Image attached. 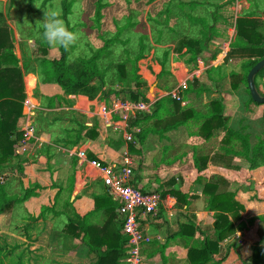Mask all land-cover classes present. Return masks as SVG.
<instances>
[{
  "label": "trees",
  "instance_id": "1",
  "mask_svg": "<svg viewBox=\"0 0 264 264\" xmlns=\"http://www.w3.org/2000/svg\"><path fill=\"white\" fill-rule=\"evenodd\" d=\"M63 5L66 14L65 18H67L71 13L69 12L71 4L68 3V0H64ZM179 6L181 8H192L199 7L200 4L180 3ZM104 7L105 5L102 4V0H98L95 14L97 30H100V21L102 20L101 10ZM253 14L251 11H245L238 15L233 26L235 38L230 43L221 66L211 67L203 75L194 76L192 83L185 90L180 91L179 100L171 96L163 97L155 103L150 115H141L131 122V127L140 128V132L135 134L138 148L134 144L128 145L129 153L132 155L141 154L140 147L143 146L149 134H158L163 137L166 133L176 131L181 127L193 125L197 128V132H194L193 135L191 133V136L200 138L203 142H209L216 135H220L221 151L225 156L243 157L250 162V169L242 171L246 176H237L239 179L242 178L240 183L246 190V193L242 194L239 191H220V185L225 184V181L221 178L213 179L212 176L209 180L203 181L204 173L207 172V158L200 160L194 157V169L198 175L196 183L203 187L202 194L205 197V211L213 213V217H207V224L212 223L213 233L208 234L204 232L197 225L194 218L187 217L186 223L180 225L178 232L169 237L166 243L160 246L159 249L152 247L156 243L150 245L152 248L147 251V255L145 256L146 261L152 260L159 255L161 264H169V260L165 255V248L168 243L179 238L186 247L190 246L192 241L194 242L188 249L187 264H209L213 261L224 263L229 259L231 249L229 248L227 254L223 258H220L219 253L222 243L227 238L240 232L247 241L253 244L251 264H264V245L261 235V229L264 227V196L260 195L264 192V176L258 180L260 183L257 182L254 188H251V184L249 183L255 177L253 168H258L260 166L258 163L260 158H264V143L262 142L259 146H255L252 150L250 149L248 135H243L242 133L247 126L239 123L236 127L234 124H231V117L226 115L224 96L227 93H224L222 88L226 80H229L230 92L232 93L238 91L242 85L246 87L249 95V99L244 105L246 115L252 119L255 117L257 111L262 108L264 119V105L257 104L252 100L247 84L249 72L264 59V20L261 16L255 17ZM1 18L2 15L0 13ZM189 19L201 25L204 22L202 19L195 17H189ZM129 26L130 24L127 22L123 27H118L117 33L113 38L105 39L100 37L102 47L90 57L80 59L79 64L72 69L67 65L68 51L60 48L59 57H49L48 52H44L41 61L42 74L47 82H52L61 88L64 96L57 98L61 106L62 102L65 103L64 105L67 104L65 97L79 95L91 96L90 101H92L99 94L101 101L105 102L109 107L114 101L121 99L120 95L123 93L126 96L122 99L132 102L146 101L147 83L139 75L137 67V63L146 58L145 51L147 47L144 43V37L139 40L138 55L133 60H129L132 66L131 71H127L126 64H121L118 67V72L120 73L119 81L122 82L131 77V80L134 82L133 89L106 91L104 89L105 74L98 65V62L107 54L109 49L120 42L122 31L127 30ZM212 28H209L210 36H205L203 41L183 38L178 40L174 49L165 48L159 59V64L162 66V72L159 77L171 75L168 68L170 55L172 52L181 54L184 49H186V52L183 56L189 57L187 62L184 63H194L196 69L201 53L206 49L208 50L207 44L210 37L213 36ZM10 34L9 29L0 24V178L5 175L3 181H0V218L14 214L15 216L10 219L23 222L22 226H25L23 237L29 242L32 240L31 230L34 228L33 224L39 218H43L44 220L59 218L61 220L60 238L67 241H79L83 247L87 248V258L90 263L124 264L126 239L120 233L121 226L115 212L117 204L106 194L105 188L99 194L94 195L93 211L83 217L75 212L74 202H71V197L75 189L76 159H72V175L68 180V187L64 188L53 185V188L57 189V192L53 201H51L52 205L42 206L38 218L31 216L24 208L26 202L38 197L37 191L44 189L34 184H30L28 187L24 186L23 179L27 161L16 154V149L19 147L22 138L19 131V121L22 118V103L25 95L22 82L23 74L18 65L19 60L13 52ZM156 42H159V40ZM232 59L241 61V72L226 71V66L232 62ZM258 79L264 81V69L254 77L255 88L258 94L264 97V91L260 90V86L257 83ZM204 80H206L207 84H212L213 88H205V85L202 84ZM158 89L164 92H171L175 88L171 89L160 86ZM205 92L219 93L220 98L205 105L203 111H198L193 107H189L188 109L182 107V102L186 100L184 97L185 93H194L197 97L201 98ZM54 102L55 98L50 99L45 107L49 109L54 108ZM150 122L152 125L148 126L147 124ZM38 128L40 129V126ZM98 135L97 125L92 128L82 126L78 135L70 139L69 145H66V147L71 149L83 141H94ZM121 143L122 140L118 141L116 145H121ZM238 144L241 150L236 149ZM250 156L251 158L249 159ZM88 159L99 161L105 166L102 157L89 154ZM13 168L15 169V173L13 174L16 177L20 176L19 184L22 194L12 193L7 183H5L7 172L4 171ZM173 184L174 182H171V186ZM135 187L143 192H147L141 184L137 183ZM160 188L163 189V186H160ZM160 190H150L148 192L159 193ZM159 194L163 199L167 195L175 198L178 209H182L184 206L189 208L191 204L189 195L182 193L180 190H161ZM92 217H95L96 221H91ZM11 225L12 223L8 221L5 228H9ZM250 225L254 229L252 235L248 232ZM17 247H14L12 250H15ZM5 248L0 247V253L4 252L3 257H0V264H4L3 259H10V253ZM16 257L17 259L13 264H26L23 252Z\"/></svg>",
  "mask_w": 264,
  "mask_h": 264
},
{
  "label": "rangeland",
  "instance_id": "2",
  "mask_svg": "<svg viewBox=\"0 0 264 264\" xmlns=\"http://www.w3.org/2000/svg\"><path fill=\"white\" fill-rule=\"evenodd\" d=\"M63 1L64 0H0V13L2 15L0 24L10 29L11 43L13 45L14 53H16V56L19 59L20 69H23L26 76H32L37 80L38 87L35 90L34 95H36L35 99L39 100L40 103L38 104L37 100V102L31 100L35 105H39L36 121L37 125L40 126L42 133L48 135V137L57 145L62 144L66 146L69 145L68 142H70V139L75 138V136L78 135L80 127L85 126L92 128L97 125L99 135L94 141V146L101 150L106 148L112 159H115L117 162L123 161L122 156L127 149L125 144L122 142L121 145H116L118 141H121L120 136H118V134L113 135L112 132L114 131L112 129H107V131H105L103 127L101 128L98 119L93 117V115L85 117L76 112L66 113L64 110H62V112H55L56 110H54V112L49 113L45 117V111L49 110V108L45 106L49 103L50 99L55 98V107L58 108L59 103L57 98L62 97L63 92L56 84L47 82L42 74L43 68L41 61L44 52H48L51 56H60V48H50L44 41H42V28L36 26L37 21H43L44 10L58 6L62 12V18L66 25L71 30L77 31L80 34L81 39L79 43L68 51L67 65L71 69L79 64L80 59L90 57L102 47L100 37L105 39L113 38L117 33L118 27H123L127 22L130 24L127 30L122 31L120 42L112 46L107 54L98 62L99 68L105 74L104 89L106 91H126L127 89H133L134 82L131 80V77H128L125 81H119L120 73L118 72V67L121 64H126L127 71H131L132 66L129 63V60H133L138 55L139 40L142 37L145 38L144 43L146 44L147 49L145 51L146 58L137 63L139 75V70L145 67L143 62L146 59L153 58L159 64L162 51L168 46L176 43L177 39L190 38L197 41H203V38L210 34L209 28L213 27V33H211L216 36L210 37L207 44L208 50L206 49L201 53L196 69L194 63L185 64L189 73L188 76L183 79L178 75L176 79L170 71L171 75H165L157 79L158 87L164 86L174 89L177 86V80L182 83L188 79L186 80V83L189 85L192 83L191 78L193 76L202 74L198 66L199 61L205 64V62L212 60L209 62L207 68L219 67L223 64L222 61L225 54L223 55L222 52H224L227 45L230 46L229 43L233 42V39L235 38L233 26L236 15L241 14L242 11V13L245 11H251L254 13L253 15H255V17L261 16L264 20V0H102V4L105 5V7L101 10L102 20L100 21V30H97L95 14L96 3L98 0H68V3L71 4L69 11L71 13L67 18H65L66 14L64 12ZM180 3H199L200 6L181 8L179 6ZM189 17L202 19L204 22L201 25L197 22H193ZM229 36L233 38L231 41L229 40ZM157 40H159V42H156ZM175 55L174 57L172 54L170 55V61L168 63L169 70L172 67V60L184 63L187 62L189 58L178 55V58H176ZM171 56L173 57L172 60ZM219 57L221 58V61ZM205 68L206 64L202 71L207 69ZM180 69L181 72L179 75L183 76L186 71L182 66ZM241 69V61L236 59H232V62L226 66L227 72H241ZM146 78L151 83L153 82V79L150 76L146 75ZM34 82L33 78L28 79L29 90L33 89ZM257 83L260 86V90L263 92L264 81L258 79ZM202 84L210 87V84L208 85L206 80H204ZM149 88L150 87L147 86L148 93L150 91ZM222 88L224 92L231 94L227 95L231 96L230 99H227L226 96V100H224V102H226V115L231 117V124H234L236 127L239 123H243V126H247L245 130H240L243 135H248L250 149L252 150L255 146H259L262 142L264 143L263 109H259L255 117L252 119L248 118L244 106L249 99L246 87L242 85L238 91L230 93L229 80H226L223 83ZM153 94L152 90V93H149V97L153 98ZM124 96L126 95L123 93L120 95V98L122 99ZM203 96L200 98L194 93H185L184 97L186 100L182 106H185L184 109L195 107L196 110L203 111ZM83 97H86L89 100L92 98L88 95ZM94 98L95 99L92 100L93 103L100 98V95L98 94ZM95 110L98 113L100 112L99 108H96ZM147 125L151 126L152 123L150 122ZM138 129L140 132V128ZM110 130H112V132ZM194 132H197V128L193 125L189 127H181L176 131L166 133L169 134L168 142L159 140L158 137H162L158 134H149L144 141L143 146L140 147V155H132L129 153L133 162L131 166V181L133 186H136L138 183L141 184L146 191H159L161 189L160 182H163L166 190H170L174 187H170V183H175L176 181L175 188L171 189L176 190L179 186L183 185L185 179L183 180L182 177L186 178L184 175L195 176L193 173V159L196 157L200 160L202 158H207V165H213L211 169L214 173L213 179L221 178L225 181L224 185H220V191H239L240 193L245 194L246 190L240 183L242 178L239 179L237 176H246L242 171H248L250 169V162L243 157L225 156L221 151L222 145L220 143V135H216L213 140L209 142H203L200 138L191 136V133L193 135ZM157 135L158 137H155ZM136 143L138 144L137 140ZM137 144L136 146L138 148ZM163 146L170 147L169 150H171V152L168 153L169 150L163 152ZM236 149L241 150L239 144L236 146ZM34 155L38 156L34 151L30 156H27L26 152L23 158L26 159L27 162L31 159V163L38 167L42 166L39 165L40 162L38 160H36L37 162L34 161ZM175 156L179 158L173 160ZM250 158L251 156L249 159ZM176 162L181 163L180 165L177 164V168L175 167L173 169V164ZM258 163L260 166L256 169L253 168V174L255 177L249 181L251 188H254V185L257 182L260 183L258 180L264 176V158H260ZM4 172H7L5 183L9 186V190H11L12 193L22 194L19 184L20 176L16 177L13 174L15 173V169L13 168ZM71 172L72 170L70 167V170L67 171L65 175L66 186H64V188L68 187V180L72 175ZM26 177L24 176V178ZM45 188L47 189L48 187ZM92 188L97 192L95 186L89 187L83 190V192L91 191ZM48 190L53 189L50 187ZM199 191L200 190L196 188L195 192L199 193ZM100 192L101 190L99 189L96 194H99ZM43 197L44 194L42 195V198ZM36 203H38V201ZM195 204L199 211L205 210V197L203 196V198ZM50 205H52L51 201L48 206ZM202 215L199 216V219H201L200 222L207 223V221L202 220L204 219ZM13 216L15 215L13 214L12 216L9 215L8 217L0 218V228H2L0 230V247H6L8 253H10V259H3L4 264L15 263L17 259L16 256L22 254V252L27 257H36V261H38V263L41 261V264H83V262H86V260L81 262L71 257L73 242L60 238L59 231L61 228V220L59 218L48 219L49 221L46 224H43L44 229H42L43 226L37 228L38 234H33L30 242H40L43 245V248L40 250H31L29 241L23 237V229H25V226H22L23 222H19L18 220L15 221L13 219L11 220L10 218ZM8 221L12 223V225L9 228H5L7 227L5 225ZM248 230L249 234L252 235V225L248 227ZM261 235L263 237L264 245V227L261 229ZM16 246L18 247L15 250H12ZM3 255L4 252L0 253L1 258ZM82 255L84 256L83 253L80 255L75 253L76 258H82ZM86 264H90L89 261H87ZM178 264H187V262L183 260Z\"/></svg>",
  "mask_w": 264,
  "mask_h": 264
},
{
  "label": "crops",
  "instance_id": "3",
  "mask_svg": "<svg viewBox=\"0 0 264 264\" xmlns=\"http://www.w3.org/2000/svg\"><path fill=\"white\" fill-rule=\"evenodd\" d=\"M9 31H10V29H9ZM215 36L216 35H213L211 37H215ZM178 40L179 39L176 40V43L178 42ZM229 40H231L230 36H229ZM176 43H174L173 45H170V46L167 45V46L169 48L173 47L172 49H174ZM13 52H14V50H13ZM185 52H186V49H184L181 54L175 55L174 52H172L171 54L173 55V57L175 55V57L178 58L177 55L182 57ZM222 53L224 55L225 50ZM14 55L16 56V53H14ZM49 57H58V56L49 55ZM173 57L171 56V60ZM183 57H185V56H183ZM16 58L18 59L17 56H16ZM219 59L221 61L220 57H219ZM211 61H209V62H211ZM209 62H205L206 68L208 67ZM143 64L145 65V67H143L141 70H139L140 76L144 81H146L147 86L150 87L149 93H152V90H153L154 94H157L158 92H162L161 90L158 89L159 87L157 86V79L159 78V75L162 72V67L153 58L146 59L143 62ZM205 64H203V62L199 61L198 66H199V70L202 74L207 69H209V68H207V69L205 68L206 70L202 71ZM200 65H202V66H200ZM171 66L172 67L170 68L169 71L174 75V77L176 79H177V75L179 77H181L182 79L184 77L188 76L189 72H188V69L186 68L185 63H183V62L179 63V62H175L174 60H172ZM181 66L186 71L183 76L179 75L181 72V69H180ZM20 70L23 74L22 82H23L25 98L30 97L33 101H35V102L38 101V104H39L40 101L35 99L36 95H34L35 90L38 87L37 80L32 76H28V75L26 76L23 72V69H20ZM146 75L150 76L153 79L152 83L146 78ZM193 77L191 78V80H193ZM29 78H33L35 81L34 87L32 90H29V88H28V79ZM186 80H188V79H186ZM180 83L181 82L177 80V87H179ZM209 86L210 87L205 86V88H207V89L213 88L212 84ZM153 87H154V89H153ZM224 93H227V92H224ZM230 93H232V92H230ZM203 95H202L204 97L203 98L204 102L202 100L203 107L205 105H207L209 102L220 98L219 93H206L205 92ZM227 95H231V94H228V93L225 94V96H224L225 100H226ZM63 96H64V94L62 95V97ZM65 98L67 100L66 105H64L65 103L62 102V106L59 103L58 108H56L54 106V108L45 111L46 112L45 117L49 113L54 112V110H56L55 112H58V111L62 112V110H64L66 113L76 112V113H80L81 115H83L85 117H87L88 115H93V117L98 119V121L101 125V128L103 127L102 126L103 121L100 119V117L98 116V112L95 110L96 108H100V106L104 105V103H105V102L101 101V97L99 99H97L94 103L92 101H90L89 99H87L86 97H83V96H68ZM230 98H231V96H227V99H230ZM183 103H185V101L182 102V105H183ZM224 103H226V102H224ZM193 108H195V107H193ZM110 131L112 132V130H110ZM41 133H42V131H41ZM112 134L115 135L116 133L112 132ZM168 135L169 134H165L162 138L158 137V135L155 137H158L159 140H161V141L168 142V138H169ZM44 137H46L45 138L46 144L39 151L36 152L38 156L34 155V157H35L34 161L37 162L36 160H38L40 162L39 165H42V166L38 167L37 165L31 163V159H29V162H27V164H25L24 176L25 177L27 176V177L23 179V184L25 187H28L30 184H34V185H39L44 189L41 191H37L38 197L30 199L24 205V208L27 210V212L35 218L39 217L40 210H41L42 206H47L50 201H53V198L57 192V189H54L53 185H56L59 187L60 186H62V187L66 186V176L65 175H66L67 171L70 170V167L72 164V159L68 158V156L66 155V152L70 150L69 148H67L66 146H64L62 144L57 145L55 142L52 141L51 138L48 137V135H44ZM87 141L88 140H86V142ZM94 141L89 140L90 150L88 152V155L92 154L93 156L102 157L105 164H109L111 162L115 163L116 160L112 159L110 153L106 150V148L103 150L97 149V147L94 146V143H95ZM83 143H85V141L81 142L77 146H80ZM77 146H75V147H77ZM169 149H170V147H167V146L164 147L163 146V152H165V151L167 152ZM97 150H100V151H97ZM170 152H171V150L168 151V153H170ZM31 153L32 152H30L29 155L27 153V156H30ZM177 158H179V157L175 156L173 160H175ZM180 163L181 162L174 163L173 169L175 167L177 168V164L180 165ZM212 167H213V165H211V164L207 165V168H206L207 172L204 173V177L202 179L203 181L209 180L214 175V173L211 170ZM193 173L195 174V176L184 175V176H186V178L182 177L183 180L185 179L183 182V185L179 186L176 189V190L182 191V193H184V194L189 195V197H190L189 200L191 202L189 208L184 206L182 209H178L177 206H175L174 208H172L171 210H169L165 214H163L161 216V219L158 221H151L149 219L146 220L149 222L147 229H148L149 234L152 238V241L144 249L143 255H144L145 259H146L145 256L147 255V251L151 250L152 247H154L155 249H159L160 246L164 245L169 237L173 236L175 233L178 232V227L180 225L186 223L187 217L194 218L197 225L204 232H206L208 234L213 233L212 226H211L212 223L207 224L206 222L205 223L200 222V220H201V219H199L200 215L203 214L202 216L204 219H202V220L207 221L206 217H208V216L210 218L213 217V213H208L205 210L199 211V209H197L195 203L203 198V194H202L203 187H202V185L196 183V179H197L198 175H197V171L195 169L193 170ZM51 175H54V176H51ZM177 180H179V179H177ZM74 182H75V189H74V192H73L72 197H71V202H74L75 212L78 215H80L81 217H83L86 214H88L94 210V195H96V193L99 191V189L102 190L104 188L102 185L101 179H100V172L90 168L89 166H84L83 168H78V166H76V175H75V181ZM175 184H176V181L173 184L174 187H172L171 185H170V187L175 188ZM160 185L165 188V185H163V182H160ZM160 185H158V186H160ZM92 186L96 187L97 192H95L94 191L95 189L93 190V188H92V190L94 192L92 190L91 191L89 190L88 192H85V193L83 192V190H85L89 187H92ZM45 187H48V188L46 189ZM50 187L53 190H48ZM164 188L162 190L166 191V188L165 189ZM196 188H198L200 190L199 193L195 192ZM43 194H44V197L42 198ZM260 195L264 196V192L261 193ZM166 197H170V198L175 200V198H173L171 195H167ZM37 201H38V203H36ZM263 208H264V205H263ZM90 220L94 222V221H96V218L92 217ZM48 221L49 220H44L43 218L42 219L39 218V220L33 224L34 228L31 230L32 237H33V234H35V233L38 234L37 228H39L40 226H43V224H46ZM26 223H28V222H26ZM42 229H44V226L42 227ZM252 233H254V232L252 231ZM238 234L240 235L239 240L243 241L242 244H238V240H236ZM72 242H73V247L71 248V257L75 258L81 262L84 260H86V262L89 261V260H87L88 259L87 258V255H88L87 248L81 246V243L77 240H72ZM153 243H156V245L151 247L150 245ZM193 244H194V242L192 241L190 243V246L186 247V246H184L183 242L179 238L168 243L167 247L165 248V255H166L167 259L169 260V264H178L183 260H185V262H186L188 249ZM29 245L31 246L30 247L31 250H33V249L40 250L41 248H43V245L40 242L36 243V242L32 241V242H29ZM229 248L231 249V253H230L229 259L226 260V262L221 263L218 261L217 262L213 261L209 264H243V263L251 264V257L253 254V250H252L253 244H251L249 241H247L244 238L242 233L237 232L236 235H233V236L227 238L222 243L221 250L219 253V257L223 258L227 254V251ZM75 253H77L78 255L83 253L84 256L82 255L83 256L82 258L81 257L76 258ZM40 260H42V259H40ZM147 260H149V259H147ZM25 262H26V264H41L42 263L41 261H40V263H38V261H36V257H34V258L31 256L27 257L26 255H25ZM86 262H83V264H86ZM147 262H148V264H161L162 263L159 255H157V257H155L152 260H149ZM90 264H92V263H90Z\"/></svg>",
  "mask_w": 264,
  "mask_h": 264
},
{
  "label": "built area",
  "instance_id": "4",
  "mask_svg": "<svg viewBox=\"0 0 264 264\" xmlns=\"http://www.w3.org/2000/svg\"><path fill=\"white\" fill-rule=\"evenodd\" d=\"M238 15L235 16V21ZM228 46L225 47V54ZM187 87L186 81H183L173 91L158 92L153 94V98L149 97L147 92L146 101L132 102L118 99L110 107L105 103L100 106L98 116L103 121V128L106 131L112 129L120 136L127 148L122 156L123 161H115V163L111 162L103 166L99 161L89 160V140L66 152L68 158L77 160L78 168L89 166L100 172V179L106 194L117 204L116 215L121 226L120 233L126 239L124 264H148L143 252L145 247L151 243L152 238L147 229L149 222L146 220L158 221L163 214L176 206V201L170 197L163 199L158 193L143 192L133 186L131 181L133 162L130 158L128 145H136L135 134L139 133V129L131 127V122L141 115H150L155 103L163 97L171 96L179 100L180 91ZM22 106V118L19 121L22 138L16 149V154L21 158L26 152L28 155L33 151L36 153L46 144L44 134L41 133L36 121L39 106L35 105L30 97L24 99ZM4 177L5 175L0 178L1 182ZM239 239L240 235L238 234L236 240H238V244H242L243 241Z\"/></svg>",
  "mask_w": 264,
  "mask_h": 264
},
{
  "label": "clouds",
  "instance_id": "5",
  "mask_svg": "<svg viewBox=\"0 0 264 264\" xmlns=\"http://www.w3.org/2000/svg\"><path fill=\"white\" fill-rule=\"evenodd\" d=\"M36 26L42 28L41 39L50 48L70 51L81 39L79 32L71 30L66 25L58 6L44 10L43 21H37Z\"/></svg>",
  "mask_w": 264,
  "mask_h": 264
},
{
  "label": "water",
  "instance_id": "6",
  "mask_svg": "<svg viewBox=\"0 0 264 264\" xmlns=\"http://www.w3.org/2000/svg\"><path fill=\"white\" fill-rule=\"evenodd\" d=\"M264 69V59L261 60L248 74L247 76V84H248V90L250 92L252 100L260 105H264V97H261L256 88H255V82L254 77Z\"/></svg>",
  "mask_w": 264,
  "mask_h": 264
},
{
  "label": "bare ground",
  "instance_id": "7",
  "mask_svg": "<svg viewBox=\"0 0 264 264\" xmlns=\"http://www.w3.org/2000/svg\"><path fill=\"white\" fill-rule=\"evenodd\" d=\"M148 76V75H147Z\"/></svg>",
  "mask_w": 264,
  "mask_h": 264
}]
</instances>
